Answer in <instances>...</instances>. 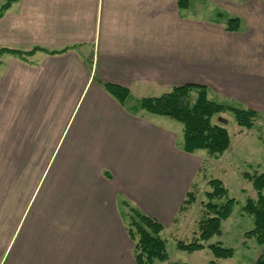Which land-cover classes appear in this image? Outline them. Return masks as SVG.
<instances>
[{
    "label": "crops",
    "instance_id": "obj_1",
    "mask_svg": "<svg viewBox=\"0 0 264 264\" xmlns=\"http://www.w3.org/2000/svg\"><path fill=\"white\" fill-rule=\"evenodd\" d=\"M224 5L244 34L177 0L12 2L0 49L36 50L0 55V264H134L124 200L178 227L202 161L127 102L193 83L264 109V3Z\"/></svg>",
    "mask_w": 264,
    "mask_h": 264
},
{
    "label": "trees",
    "instance_id": "obj_2",
    "mask_svg": "<svg viewBox=\"0 0 264 264\" xmlns=\"http://www.w3.org/2000/svg\"><path fill=\"white\" fill-rule=\"evenodd\" d=\"M13 1L15 0H5L0 5V17ZM190 2L191 0H177V6L179 9H187ZM240 24L241 20L238 17H231L223 26L227 32H237ZM31 52L0 49V55L9 53L19 57H25ZM103 88L121 104L129 97V91L120 86L104 83ZM208 94L205 85L190 83L173 87L169 92L157 97L143 98L138 101L137 106L146 114L165 117L180 123L181 150L184 153L194 154L199 150H205L209 157L216 158L229 149L231 138L226 127L213 123L212 118L229 112L238 127L250 129L256 120L257 111L235 103L214 101L208 98ZM243 178L251 183L256 192L255 199H246L240 207L241 212L252 222V228L244 233V237L253 239L261 247V254L254 264H264V173H244ZM207 186L209 191L205 192V201L201 202L202 218L195 225L192 239L189 242L178 240L175 247L185 253L207 249L213 257L208 264H217V261L230 259L234 255L232 248L224 247L219 241H210L221 236L222 222L231 216L236 201L229 197L227 188L219 179L208 180ZM195 202L194 183H192L180 205L179 213L185 212ZM122 206L127 211L124 226L127 236L133 243L134 264L166 262L169 256L166 240L162 236L164 227L161 222L142 213L125 200Z\"/></svg>",
    "mask_w": 264,
    "mask_h": 264
},
{
    "label": "rangeland",
    "instance_id": "obj_3",
    "mask_svg": "<svg viewBox=\"0 0 264 264\" xmlns=\"http://www.w3.org/2000/svg\"><path fill=\"white\" fill-rule=\"evenodd\" d=\"M245 1L193 0L184 12L189 16V20L202 21L206 25H224L228 18L233 17L230 9H228L229 7H226L224 3L240 5ZM259 1L264 3V0ZM244 29L245 27L241 21L237 34H244ZM227 42L229 46V40ZM208 98L217 102L234 104L221 96L212 95L211 89L209 90ZM127 103L135 108L138 102L132 100V102ZM151 117H154L153 119H156V121L159 120L155 116ZM162 119H164L162 121H166L173 128L177 138L176 148H180L179 150L181 151L182 125L165 117ZM212 122L226 127L231 138L230 147L216 158L209 157L205 150H199L192 155L202 161L198 174L192 182L194 183L196 202L189 206L185 212L178 214L180 222L177 228L166 230L162 234L166 240L169 259L166 262L156 264H208L213 259L207 249L194 253H185L175 247V243L178 240L189 242L192 239L195 225L202 218L201 202L205 201V192L209 191L207 182L210 179L222 181L228 190L229 197L234 198L236 201L231 216L222 222L221 236L210 241H219L224 247L232 248L234 255L230 259L217 261V264H254L261 254V247L253 239L244 237V233L252 228V222L249 217L241 212L240 207L246 199L256 198V192L252 188L251 183L243 178V174L264 173V109L257 110L256 120L250 129L238 127L229 112L214 116Z\"/></svg>",
    "mask_w": 264,
    "mask_h": 264
}]
</instances>
